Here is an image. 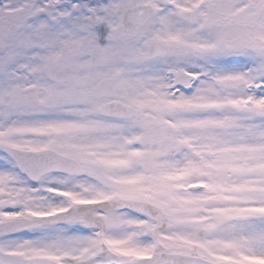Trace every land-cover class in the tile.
Masks as SVG:
<instances>
[{"label": "snow or ice", "instance_id": "1", "mask_svg": "<svg viewBox=\"0 0 264 264\" xmlns=\"http://www.w3.org/2000/svg\"><path fill=\"white\" fill-rule=\"evenodd\" d=\"M0 264H264V0H0Z\"/></svg>", "mask_w": 264, "mask_h": 264}]
</instances>
